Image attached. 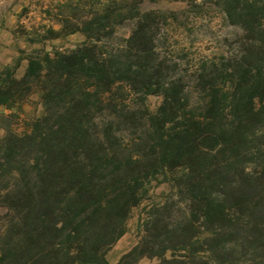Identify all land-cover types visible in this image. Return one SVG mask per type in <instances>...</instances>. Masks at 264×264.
<instances>
[{"label":"trees","instance_id":"trees-1","mask_svg":"<svg viewBox=\"0 0 264 264\" xmlns=\"http://www.w3.org/2000/svg\"><path fill=\"white\" fill-rule=\"evenodd\" d=\"M145 1L64 0L48 31L82 41L0 67V108L43 104L24 132L0 110V264H110L154 180L170 193L114 264H264V0ZM214 16L235 29L215 51L172 55Z\"/></svg>","mask_w":264,"mask_h":264},{"label":"rangeland","instance_id":"rangeland-1","mask_svg":"<svg viewBox=\"0 0 264 264\" xmlns=\"http://www.w3.org/2000/svg\"><path fill=\"white\" fill-rule=\"evenodd\" d=\"M63 1L0 0V67L12 65L16 59H19L20 64L16 69V75L20 76L27 66L28 57H42L45 53L52 55L56 51H68L73 49L76 43L82 41L83 35L79 32L57 37L48 31L50 27L55 30L59 29L56 15L60 13ZM182 6L183 3L173 0H156L145 1L142 8L169 11ZM193 29V34L182 28L171 32L170 44L172 46L168 49L172 55L176 56L183 50L189 51L193 56L210 54L215 51V47L224 35L235 31L233 27L226 26L220 16L199 18ZM128 33V27L118 30L121 36ZM162 53L164 54V50ZM158 102V97L148 98L150 108H154ZM0 110L10 115V126L14 130L27 131L30 123L43 112L40 92L33 88L20 104L10 109L0 108ZM1 134H3L2 128H0ZM168 193H170V186L165 182L154 180L148 185V192L141 203L131 210L125 233L106 251V258L110 264L117 262L121 255L139 240L143 233V222L148 209L152 204L162 201ZM4 211L5 208H0V214ZM157 262L158 259L155 257H142L136 264H156Z\"/></svg>","mask_w":264,"mask_h":264}]
</instances>
